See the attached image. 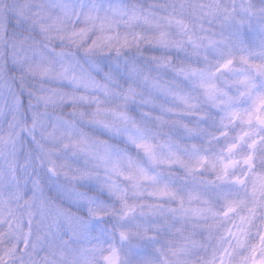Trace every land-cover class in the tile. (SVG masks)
I'll return each instance as SVG.
<instances>
[{
    "label": "clouds",
    "instance_id": "9594fccd",
    "mask_svg": "<svg viewBox=\"0 0 264 264\" xmlns=\"http://www.w3.org/2000/svg\"><path fill=\"white\" fill-rule=\"evenodd\" d=\"M0 264H264V0H0Z\"/></svg>",
    "mask_w": 264,
    "mask_h": 264
}]
</instances>
